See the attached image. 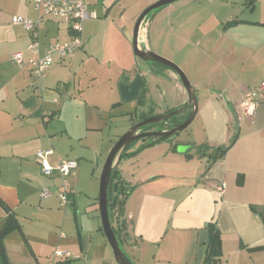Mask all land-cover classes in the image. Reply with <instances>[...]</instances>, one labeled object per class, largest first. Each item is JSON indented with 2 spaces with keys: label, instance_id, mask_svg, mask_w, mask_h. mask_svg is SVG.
<instances>
[{
  "label": "crops",
  "instance_id": "crops-1",
  "mask_svg": "<svg viewBox=\"0 0 264 264\" xmlns=\"http://www.w3.org/2000/svg\"><path fill=\"white\" fill-rule=\"evenodd\" d=\"M157 1L85 0L97 18L84 22L82 47L65 60L55 58L46 76L35 80L26 63L31 36L12 25L11 17L36 20L39 15L28 0H0V203L5 207L0 205V231L9 217L16 223L2 239L0 264H54L55 250L79 257L66 264H117L102 231L94 177L114 143L136 123L130 118L122 132L112 127L116 111L128 106L124 114L131 116L150 108L146 117H152L179 109L188 99L175 73L143 61L141 67L133 54L135 22ZM248 1L251 18L230 13L225 20L235 24L225 28L209 17L205 32L199 31L204 24L192 28L167 11L168 44L204 52L206 61L195 53L174 58L163 45L158 52L195 89L199 130L116 161L122 179L133 187L123 206L121 243L134 264H204L211 222L220 236L214 264H264V91L258 90L264 81V0ZM150 25L145 19L138 34L148 51ZM70 38L57 21L44 19L39 25L41 53ZM17 52L24 58L21 65L11 59ZM152 74L158 77L156 90L149 86ZM137 77L146 89L141 106L122 101L118 88ZM246 98L255 104L251 114L241 106ZM179 146L186 149L178 152ZM194 146L210 150L197 152ZM226 146L225 155L211 162L212 149ZM47 149L53 151L46 159L52 167L62 159L77 161L65 207L57 196L58 173L45 176L36 158ZM43 189L49 196L41 197Z\"/></svg>",
  "mask_w": 264,
  "mask_h": 264
},
{
  "label": "built area",
  "instance_id": "built-area-1",
  "mask_svg": "<svg viewBox=\"0 0 264 264\" xmlns=\"http://www.w3.org/2000/svg\"><path fill=\"white\" fill-rule=\"evenodd\" d=\"M35 11L38 13L36 20H31L21 16H12L11 24L21 26L31 36V42L27 47L29 58L26 63L31 68V75L35 80L42 79L46 76L49 69L54 63V59L65 60L71 56L77 49L81 48L83 41L81 38L83 24L86 20L97 18L94 11H90L85 0H28ZM44 19H51L65 25L71 38L64 43H54L46 47L41 53L40 43L38 42V28ZM11 59L16 64L24 63L21 52L13 53ZM264 91V81L258 88ZM254 101L246 98L241 106L245 114H251L254 109ZM51 149L38 151L36 158L42 166V173L50 176L53 172H57L60 178L58 189V199L62 206H67L71 190L69 179L77 168V161L72 159H62L52 167L47 164V157L52 155ZM49 196L48 189H43L41 197ZM56 262L54 264H66L68 260H77L78 256H72L68 251L55 250L53 253Z\"/></svg>",
  "mask_w": 264,
  "mask_h": 264
},
{
  "label": "water",
  "instance_id": "water-1",
  "mask_svg": "<svg viewBox=\"0 0 264 264\" xmlns=\"http://www.w3.org/2000/svg\"><path fill=\"white\" fill-rule=\"evenodd\" d=\"M179 0H158L157 2L148 6L137 18L134 28H133V54L134 56L145 62V63H157L163 67L169 69L175 73L183 88L187 93V102L186 104L169 114L155 115L148 117L147 119L139 122L130 130H128L124 135H122L110 149L105 162L101 169L100 181H99V197H98V208L100 213L101 227L105 239L112 251L114 260L117 264H134L130 257L122 248V243L118 241L114 231L113 226L110 222L108 203H107V189L110 180L111 172L114 168L117 167L116 161H119V154L121 151L126 149L131 143H134L140 139L144 138H156V137H168L174 134H178L186 129L194 120L197 113V98L195 89L190 85L187 77L182 72V70L173 62L162 58L151 51H148L144 48V45H139L138 34L141 27V24L145 19L148 18L150 14L154 11H157L163 7L169 6ZM140 78H135L130 84L125 85L123 83L119 84L118 88L120 91L121 99L124 102H131L136 100L139 89H140ZM184 111L188 112L186 120L172 127L165 126L164 129L156 131H140L145 126H150L153 124H161L163 121H166L174 116H177ZM186 147L179 146L177 148L178 152H183Z\"/></svg>",
  "mask_w": 264,
  "mask_h": 264
},
{
  "label": "rangeland",
  "instance_id": "rangeland-1",
  "mask_svg": "<svg viewBox=\"0 0 264 264\" xmlns=\"http://www.w3.org/2000/svg\"><path fill=\"white\" fill-rule=\"evenodd\" d=\"M241 1L242 0H180V1H177L176 3H174L172 6L167 7L161 11H158V12L154 11L153 13L156 12V14H154V16H152L153 13L148 16V18L151 19V25L148 29V40L151 44V51L154 54H156L162 58H165L158 53L161 49V46L163 45L164 46V48H163L164 52L173 56L174 58H177L178 56L190 57V55L192 53H195L194 56L201 59L202 61H206L205 56H204V52H202V51L197 52L195 50L196 48L191 47L189 44H187V45L179 44L180 46H176L174 41H172L171 43L168 44V41H169L168 38L171 35L170 29L169 28L167 30L164 29V23H165L166 18L168 16L167 11L168 10L173 11L172 12L173 13L172 19L177 17L178 22L183 21L187 25H191L192 28H194L195 26H198V25L201 26L202 24H204V27L202 29H200L199 31L205 32V31H207V26H208L207 25L208 22H206V20L209 17L211 20L215 19V21H217L219 23V25L224 26V27L228 23V22H226L225 18L230 13L231 14H237V16L243 15L244 17H247L248 19L251 18V17H249V12L252 11V4H250V2L248 0H244V2L241 4ZM185 3H189V5H185ZM257 18H258V16L256 15L255 19H257ZM162 19H163V22L161 25H163V26L161 27V32H162L161 37L163 36L165 41H164V39L162 41L159 38L160 22ZM251 20H253V19H251ZM209 23H211V22L209 21ZM158 31H159V33H158ZM176 35H177V37H180V38L181 37L186 38V35L183 33L178 32V33H176ZM177 45H178V43H177ZM165 46H167V48H165ZM169 61H171V60H169ZM171 62H173V61H171ZM138 63L142 67L143 62L141 60H138ZM154 67H157V66L154 64ZM152 75L156 79L150 78L148 80L149 86L152 90H156L157 84H158L156 81H157L158 77L155 74H152ZM154 103L158 104L159 106L162 105L163 108H165L163 101L160 102L159 100H157V102H154ZM149 109L150 108H148V110L146 109L144 112H142L145 114H140L141 111L140 112L135 111L134 113H132L133 111H131V113H132L131 116L130 115L127 116L126 114H124V112L129 111L130 109L128 108V106H124L123 109L116 111V117L113 121L112 127L116 126L119 130L121 129L120 131L122 132V128H124V126L127 125L130 118H133L132 120L136 122L135 123V125H136L137 123L140 122V120H142L143 117L148 116ZM174 110H177V109H174ZM198 130H199V122L194 120L186 129H184L180 133H181V135H183V137H187V135L190 136L193 134H197ZM179 134L174 135V137H176ZM123 135H124V133H123ZM174 137H172V138H174ZM172 138H170V139H172ZM141 145H142V142L138 140L135 142V144H133L132 149L136 150ZM147 148H149V147H147ZM144 149H146V148H144ZM144 149H141V151H144ZM141 151H139L138 153H140ZM139 161H141V160H139ZM104 162L105 161H103L102 164H104ZM95 166H96V163H94L93 168H95ZM101 169L94 176L95 177V183H97V187L99 186ZM81 182L82 181H79V185ZM84 182L82 183V185L84 187L89 186L88 185L89 184L88 179H86V181H84ZM95 202L98 206V200H96ZM98 214H99V209H98ZM99 219H100V217H99Z\"/></svg>",
  "mask_w": 264,
  "mask_h": 264
},
{
  "label": "trees",
  "instance_id": "trees-1",
  "mask_svg": "<svg viewBox=\"0 0 264 264\" xmlns=\"http://www.w3.org/2000/svg\"><path fill=\"white\" fill-rule=\"evenodd\" d=\"M235 22H229L225 25V28L232 27L234 26ZM152 65H156L157 67H161L164 69H167L163 67L160 64L157 63H151ZM145 83L143 80L140 82V89H139V94L136 98V101L138 105H143L144 104V96H145ZM173 111L168 112L167 114L171 113ZM188 116V113L184 111L183 113L174 116L166 121H163L161 124H153L150 126H145L143 127L140 131H151V130H162L164 129L165 126L167 127H172L174 125H179L183 123ZM148 117H143L141 121L147 119ZM176 135V134H174ZM168 136V137H156V138H144L140 139L139 141L142 142V145L137 148L134 151H130L132 149V146L134 143H131L126 149L121 151L119 154V160L127 157H133L135 156L141 149L147 148L154 146L160 142H164L167 140H170V138L174 137ZM236 139V134L233 137L230 145L235 141ZM197 152H200L202 150H210V147L208 146H194ZM229 146L226 147H218V148H213L211 153L209 154V158L211 162L218 160L222 158L226 151L228 150ZM172 149H175V146H172ZM132 186H130L128 183H126L117 167L114 168L111 172L110 175V180L108 184V189H107V203H108V211H109V218L110 222L113 226V221L116 224V227L113 226V231L118 239V241L121 242L123 240V236L125 237L126 235L123 233L124 231V223L121 221L122 213H123V206L125 203V200L129 196V194L132 191ZM0 205L5 209V207L0 203ZM12 228H16V223L14 222L12 217L8 218V221L5 223L4 227L0 231V256L2 258V261H4V256H3V251H2V239L5 236V234ZM207 230H208V242L205 247V255H204V264H214V259L220 255V236L218 229L214 223H209L207 225Z\"/></svg>",
  "mask_w": 264,
  "mask_h": 264
}]
</instances>
